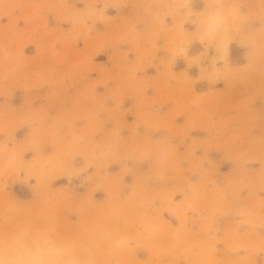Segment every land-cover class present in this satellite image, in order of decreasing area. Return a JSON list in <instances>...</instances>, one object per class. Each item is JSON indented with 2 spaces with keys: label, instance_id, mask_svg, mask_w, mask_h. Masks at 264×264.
Instances as JSON below:
<instances>
[{
  "label": "rangeland",
  "instance_id": "374dc122",
  "mask_svg": "<svg viewBox=\"0 0 264 264\" xmlns=\"http://www.w3.org/2000/svg\"><path fill=\"white\" fill-rule=\"evenodd\" d=\"M135 1L0 0V148L19 158L0 172V228L116 222L111 264H233L214 255L264 206V0L241 1L254 19L214 77L213 49L174 51L193 24L138 29L117 13Z\"/></svg>",
  "mask_w": 264,
  "mask_h": 264
},
{
  "label": "clouds",
  "instance_id": "9594fccd",
  "mask_svg": "<svg viewBox=\"0 0 264 264\" xmlns=\"http://www.w3.org/2000/svg\"><path fill=\"white\" fill-rule=\"evenodd\" d=\"M196 2L144 0L143 14L159 30H163L168 16L174 17L180 25L193 24L194 32L177 34L174 51L185 53L193 42L213 49L217 55L208 75L214 77L219 73L216 65L223 62L227 47L237 38H247L254 16L241 11V0H202L201 10L194 8ZM260 16L264 18V8ZM166 158V149L161 145L155 159L163 164ZM18 165L15 152L0 148V172L15 170ZM39 167L43 174L44 166ZM124 242L116 222L111 226L86 227L81 237H74L61 233L46 219H19L0 228V264H111L110 260L100 257L102 249L107 247L116 252Z\"/></svg>",
  "mask_w": 264,
  "mask_h": 264
},
{
  "label": "crops",
  "instance_id": "0c3cea01",
  "mask_svg": "<svg viewBox=\"0 0 264 264\" xmlns=\"http://www.w3.org/2000/svg\"><path fill=\"white\" fill-rule=\"evenodd\" d=\"M143 7L144 0H136L134 7H119L117 13L123 15L137 14V28L151 30L153 26L143 14ZM203 7L202 1L194 4L196 10H201ZM173 22L171 16L166 17L163 29H173L175 27L172 26ZM246 200H248V195ZM254 201L258 202L257 199ZM234 221V234H232L233 239L230 248L228 251L215 254L214 260L222 262L228 260L233 264H264V206H253L249 202L244 207L243 216L235 217Z\"/></svg>",
  "mask_w": 264,
  "mask_h": 264
}]
</instances>
